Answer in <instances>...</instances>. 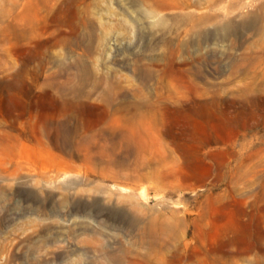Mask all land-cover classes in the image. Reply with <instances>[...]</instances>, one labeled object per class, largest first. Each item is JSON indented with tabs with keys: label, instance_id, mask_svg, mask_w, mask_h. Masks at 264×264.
I'll return each mask as SVG.
<instances>
[{
	"label": "rangeland",
	"instance_id": "rangeland-1",
	"mask_svg": "<svg viewBox=\"0 0 264 264\" xmlns=\"http://www.w3.org/2000/svg\"><path fill=\"white\" fill-rule=\"evenodd\" d=\"M0 264H264V0H0Z\"/></svg>",
	"mask_w": 264,
	"mask_h": 264
}]
</instances>
